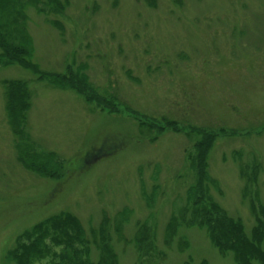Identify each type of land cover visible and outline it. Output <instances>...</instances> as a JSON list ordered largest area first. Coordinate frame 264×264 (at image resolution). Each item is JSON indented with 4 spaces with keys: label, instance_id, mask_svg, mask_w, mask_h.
Masks as SVG:
<instances>
[{
    "label": "rangeland",
    "instance_id": "1",
    "mask_svg": "<svg viewBox=\"0 0 264 264\" xmlns=\"http://www.w3.org/2000/svg\"><path fill=\"white\" fill-rule=\"evenodd\" d=\"M58 1L30 4L15 28L43 76L0 65V264L24 231L61 213L89 237L105 216L119 264H232L203 232L180 229L165 247L164 230L195 174L189 126L229 132L206 161L219 206L247 231L249 206L264 210V0ZM67 68L82 70L90 101L45 79ZM12 80L30 98L17 116ZM150 215L156 249L141 260L131 241Z\"/></svg>",
    "mask_w": 264,
    "mask_h": 264
},
{
    "label": "trees",
    "instance_id": "2",
    "mask_svg": "<svg viewBox=\"0 0 264 264\" xmlns=\"http://www.w3.org/2000/svg\"><path fill=\"white\" fill-rule=\"evenodd\" d=\"M30 4L35 6L42 4L51 7V10H60L58 0H0V65L20 64L26 67V70L43 76L44 73L39 72L40 70L31 62V46L27 42L29 36L24 30L22 33L15 30L18 25L24 23L25 10ZM81 72L80 69L74 71L67 68L63 73H45V79L61 89H74L76 93L82 95L85 102H88L91 100L92 91ZM8 85L16 87L13 102L14 114L17 116L19 107L26 105L30 98L25 91L24 82L12 80ZM132 115L137 118L136 113ZM137 119L140 124L144 123L143 119ZM160 119L170 125L172 131L176 129L178 124L176 120L164 117ZM226 133L229 134L223 127H188L186 134L195 142L186 160L188 167L195 171V174L192 184L186 187L183 199L179 203L178 215L172 214L166 223L163 244L170 247L180 229H195L203 232L209 246L222 257L230 258L232 264H264L263 206L259 210H256L253 203L249 206L254 224L247 231L242 219L229 216L212 195V190H217L218 185L209 175L207 156L217 138ZM255 177L256 175L252 176L250 181L253 182ZM120 215L125 216V211ZM89 233L90 237L75 216L67 213L51 216L24 231L15 240L13 248L5 253L2 264H119L118 256L111 245L105 216L95 229H90ZM156 236L154 216L150 215L136 224L131 245L139 259L144 260L155 251ZM180 241L183 248L178 246L177 249L180 254H184L189 247L188 241L185 237ZM93 247L97 256L95 260L92 259ZM180 264L209 263L204 257L194 261L188 256Z\"/></svg>",
    "mask_w": 264,
    "mask_h": 264
}]
</instances>
